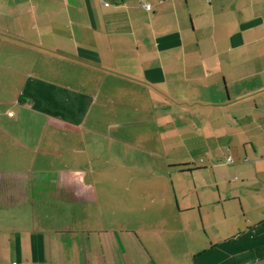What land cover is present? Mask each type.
I'll list each match as a JSON object with an SVG mask.
<instances>
[{"label":"crops","instance_id":"obj_1","mask_svg":"<svg viewBox=\"0 0 264 264\" xmlns=\"http://www.w3.org/2000/svg\"><path fill=\"white\" fill-rule=\"evenodd\" d=\"M0 264H264V0H0Z\"/></svg>","mask_w":264,"mask_h":264},{"label":"built area","instance_id":"obj_2","mask_svg":"<svg viewBox=\"0 0 264 264\" xmlns=\"http://www.w3.org/2000/svg\"><path fill=\"white\" fill-rule=\"evenodd\" d=\"M142 7L147 9V10H150L151 9V5L150 3H142ZM227 161L232 163L233 162V159L230 155L227 156Z\"/></svg>","mask_w":264,"mask_h":264}]
</instances>
